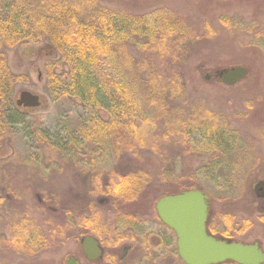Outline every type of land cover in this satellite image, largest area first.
I'll use <instances>...</instances> for the list:
<instances>
[{
	"label": "rangeland",
	"instance_id": "374dc122",
	"mask_svg": "<svg viewBox=\"0 0 264 264\" xmlns=\"http://www.w3.org/2000/svg\"><path fill=\"white\" fill-rule=\"evenodd\" d=\"M91 1L89 8H117L136 14L168 8L183 18L194 33L179 53L167 55L170 45H165L166 54L159 59L153 55V62L163 68L161 82L175 71L179 74L185 104L200 103L227 118L226 137L230 142L226 146L230 145L227 148L231 150L210 144L202 132L192 137L190 151L173 145L163 136L162 119L150 114L141 95L133 103L140 108L142 122H138L130 140L124 131L128 140L110 134L97 143L69 144L64 141L68 132L80 119H89V111L75 98L53 99L45 75L37 80L34 68L42 64L38 54L45 50L48 54L47 35L30 28L32 38L20 37L12 45L0 41L6 76L12 79L11 107L18 122L0 134V264H65L72 256L81 264H91L81 250L83 237L92 232L91 224L87 231L80 222L85 215L83 207L93 202L101 210L105 230L99 236L102 241L108 239V227L111 236L121 234L124 223H116L118 213L105 211L110 203L99 192V184L131 166L149 170L152 177L158 178L163 166L170 163L173 175L182 178L183 183L191 182L211 194V208L216 214L233 215L238 220L257 216L264 200L255 192L264 181V39L258 32L264 29V0H0V9L34 20L46 9L64 4L84 12L85 4ZM140 44L142 40L137 39L126 49L129 52L133 47L136 56L141 57L148 47ZM237 65L247 68L244 79L231 86L223 84L222 72ZM26 74L28 79L23 78ZM21 90L37 94L40 105L15 110V98ZM45 135L48 138L44 143ZM147 191L142 198L153 205L168 191V184L153 183ZM213 223L225 228L218 217ZM139 227L135 232L138 240L150 233L160 237L155 248L157 264H184L176 255L172 233L154 212L149 210ZM36 235L44 240L38 242ZM235 237L238 241L258 239L264 250V223H256L247 235ZM133 244L141 246L136 239ZM123 248L121 243L117 254ZM134 251L120 263L146 264L148 258L139 255L138 249ZM99 264L109 263L103 260Z\"/></svg>",
	"mask_w": 264,
	"mask_h": 264
},
{
	"label": "trees",
	"instance_id": "16d2710c",
	"mask_svg": "<svg viewBox=\"0 0 264 264\" xmlns=\"http://www.w3.org/2000/svg\"><path fill=\"white\" fill-rule=\"evenodd\" d=\"M92 3L85 4L81 13L65 4L57 8L52 6L34 20L13 16L7 8L0 9V41L12 45L20 37L32 38L30 28L46 34L49 51L44 58V68L49 95L53 99L75 98L89 111V119H80L64 141L83 146L87 141H103L110 134L128 140L124 131L130 140L131 133L133 137L137 132L138 122H142L140 108L133 103L137 95H141L150 114L162 119L163 136L173 145L186 152V147L191 148L192 137L202 132L210 144L231 150L227 148L230 145L226 146L230 142L226 137L227 118L200 103L185 104L183 80L179 74L175 71L171 78L161 82L159 75L163 68L159 64L157 68L153 62V55H158L159 59L160 55L166 54L165 45H170L167 55L179 53L189 40L188 36L194 33L183 18L168 8L136 14L117 8L92 5L89 8ZM258 32L264 39V29ZM137 39L142 40V47H148L141 57L136 56L133 47L128 45L131 47L129 52L126 49L127 44H135ZM152 46L158 47L150 49ZM2 54L1 51L0 134L18 123L9 94L12 79L6 76L7 67ZM173 174L170 163L163 166V173L158 178L152 177L149 170L131 166L123 174L99 184V192L112 199L110 204L118 205L117 202L121 201L120 204L134 205L137 204L135 199L144 196L143 191L153 183L166 182L167 194L197 187L191 182L183 183L182 178ZM84 214L80 222L87 228L85 230L90 231L92 208ZM36 237L38 242L44 240L41 235ZM26 239L29 241L30 236Z\"/></svg>",
	"mask_w": 264,
	"mask_h": 264
},
{
	"label": "water",
	"instance_id": "95a60500",
	"mask_svg": "<svg viewBox=\"0 0 264 264\" xmlns=\"http://www.w3.org/2000/svg\"><path fill=\"white\" fill-rule=\"evenodd\" d=\"M246 74L247 68L237 65L222 72L220 80L225 85H233ZM204 77L208 79L207 75ZM16 104L38 107L39 96L28 90H21ZM206 200L207 195L194 188L161 196L155 203L159 219L176 235L177 254L184 264H217L226 260L238 264H264V253L257 243L225 241L206 232ZM82 251L88 259H94L100 254L96 241L90 236L83 239ZM65 264H77L76 258L69 257Z\"/></svg>",
	"mask_w": 264,
	"mask_h": 264
},
{
	"label": "flooded vegetation",
	"instance_id": "af4514ba",
	"mask_svg": "<svg viewBox=\"0 0 264 264\" xmlns=\"http://www.w3.org/2000/svg\"><path fill=\"white\" fill-rule=\"evenodd\" d=\"M47 52L45 50L44 54H42V52L40 54H38V59L41 60L40 66H35V70H37V80L42 79L45 75V68H44V64H45V56H46ZM40 75L41 78H38ZM24 79H28V75L26 74V76H23ZM18 97L15 98V110L17 111H21V110H31V107H26V106H18L16 104V100ZM202 193H204L205 195H207V219L205 222V229L206 232L210 235H212L215 238L218 239H222L225 241H237V242H241L243 244H253V243H257L258 247L261 249V251L264 253V250L261 246V242H259L258 239H253V240H234L233 238H236L235 236L239 235V236H243L244 234L247 235L248 232L253 229V226L256 223H264V218L262 219V217H264V200L261 201V205L258 211V215L257 216H249V217H245L241 220V218L238 220L237 217L233 216V215H228L225 213H221L218 212L217 214L215 213V210L211 208L212 205V196L209 193H206L205 191L200 190ZM257 191V192H256ZM140 192V191H139ZM146 192L149 191H143L144 196H146ZM255 192H256V196L264 197V181L260 182L258 184V186H256L255 188ZM164 195H171V194H163L160 195L164 196ZM142 195V197H144ZM106 197V196H105ZM142 197H138L135 199V203L137 204H120L121 201L117 202L118 205H115L113 203L109 204L107 207H105L104 209H106V212H113V213H118L117 216H115V220L116 223L119 224H123V230L121 234H116L111 236V230L108 227V230H106L108 233V239L107 241H102V239L99 238V236H101V233H105V230L102 228V220L101 217L99 216V214L101 213L99 208H96L95 204L92 202L89 205H86L83 207V210L85 213H89L90 208H92V216H91V228H92V233H90L89 235L86 236H90L92 237L95 241H96V245L100 250V254L94 258V259H88L87 256L83 253V255L85 256L86 260L91 263V264H99L100 261L102 262L103 260L107 261L109 264H121L122 262H124L125 260H127V258L129 259L133 253V251L135 249H138L139 251V255H143L145 257L148 258V261L146 264H157L158 263V255H156V251L155 248L158 247V239H160V237L158 236V234H154V233H150V235H146L144 236V238L138 240L135 235L136 230H138L140 227V223L144 220V217L148 216L149 214V210L155 215V218L157 220H159V222L166 228L168 229L173 237H174V245H175V252L176 255L178 257L177 254V248H176V235L173 232L172 229H170L168 226H166L158 217V214L156 212L155 209V203L157 201V199L159 197H157V199L155 200V203L152 205L151 202L149 201L146 202L144 201L145 198ZM107 202H111L112 199L109 200V198H106ZM100 212V213H99ZM254 214V213H253ZM152 216V214H151ZM220 218V220L222 221V224H224L223 227H225L224 229H221L219 227H217L216 225H214L213 222H215L216 218ZM261 218V220L259 219ZM237 220L235 221V223H233L231 220ZM123 222V223H122ZM138 225V226H137ZM85 228V227H84ZM84 236L83 239L86 237ZM151 237H154V239H152ZM150 238L152 241H150ZM82 239V241H83ZM134 239H136L137 241H139L141 243V246H134L133 241ZM124 244V248L121 251V253H118V248L120 244ZM81 250H82V242H81ZM135 252V251H134ZM117 254V255H116ZM130 255V256H129ZM74 257V256H72ZM139 257V256H138ZM76 258V257H74ZM179 258V257H178ZM76 262L77 264H81L77 258H76ZM121 262V263H120ZM226 262H233L231 260H226L224 262L221 263H217V264H223ZM236 264V263H235ZM258 264H263V263H258Z\"/></svg>",
	"mask_w": 264,
	"mask_h": 264
}]
</instances>
